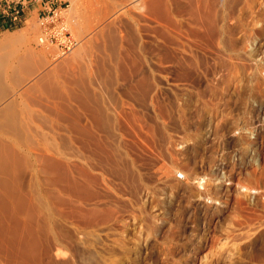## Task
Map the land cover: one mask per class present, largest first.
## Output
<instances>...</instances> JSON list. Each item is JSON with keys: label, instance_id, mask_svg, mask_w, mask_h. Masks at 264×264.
<instances>
[{"label": "rangeland", "instance_id": "1", "mask_svg": "<svg viewBox=\"0 0 264 264\" xmlns=\"http://www.w3.org/2000/svg\"><path fill=\"white\" fill-rule=\"evenodd\" d=\"M65 2L67 55L37 46L36 6L0 38L40 130L19 142L25 189L38 150L65 149L94 179L69 207L105 210L100 264H264V0ZM21 55L36 66L13 86Z\"/></svg>", "mask_w": 264, "mask_h": 264}, {"label": "bare ground", "instance_id": "2", "mask_svg": "<svg viewBox=\"0 0 264 264\" xmlns=\"http://www.w3.org/2000/svg\"><path fill=\"white\" fill-rule=\"evenodd\" d=\"M7 59L9 58L5 59L6 62ZM4 62L0 60V70L2 67L6 68L7 65L5 66L4 64L6 63ZM35 66L36 61L34 57H24V55L22 57L21 55V59H18L17 66H13L12 75L8 77V81L13 86L19 85L23 77L30 73ZM40 79L37 78L36 80L41 82ZM5 81L7 82V78ZM6 82L4 83L0 76V264L102 263L100 262L102 261L100 260V257L103 255L101 253L102 247H100L102 244L99 232H96L99 231V223L101 225V222L104 220L103 217L105 210L103 211L96 206L87 210L85 208L84 210L73 208L78 205L69 207L73 203L72 201L70 204L71 198L78 194L79 189L81 190V188L87 187L94 179L91 178L92 176L89 174H86V170L81 168V166L78 167L74 165L65 152L63 153L64 155L66 154V158L60 153L65 149H62L61 151L59 150L60 152H53L52 154L51 150V155L49 153V155L47 153V155L40 153L39 149V160L36 159V162H39L37 166V168H39L37 173H35L37 175L34 178V182L29 183L25 189L26 186H24L25 181L23 180L22 172L29 155L27 154L28 156L26 158L24 155L26 153L21 152L22 149L21 147L19 148V142L21 139H25L26 141L24 140L25 143H23H28V145H30L31 143L29 142L31 141L29 140L30 137L28 138L25 135L28 133L26 131L29 128L25 130V126L23 125L24 128L22 127L23 123L18 121V111L16 108L18 100H22L23 97L26 98V94L29 93L23 89L24 91L21 90L24 93L22 96V92L19 93L16 89L12 88L13 90L11 91V86L8 87ZM29 85L32 86L34 84ZM29 85L27 86L29 87ZM37 85H39V83ZM31 86L30 88H32ZM42 87H45V90L47 92L49 91V93L52 89H54L53 91H56L54 86L45 85L44 83ZM37 88H39V86ZM31 90L32 89H30V91ZM35 91L36 89H33V93ZM47 95L56 96V93ZM57 96L59 95L57 94ZM53 108H55L54 104L52 109ZM51 111L54 112V110ZM56 111L58 110L55 109V112ZM24 144H22V146H24ZM27 146L25 147L26 149H29V147L32 148L31 145ZM44 149L46 150V148ZM45 150L42 152H45ZM49 151L50 150H48V152ZM34 152L35 151L33 150V153ZM38 152L36 151V154ZM30 154L32 155V153ZM29 161L28 158V163H32V161ZM78 165H80V163ZM246 190L247 189L245 188V191ZM73 218H80L81 221L78 220V222H81L82 224L80 223L81 225H76L77 222L74 221L76 224L71 223L68 226L65 224L66 222L63 223V221ZM102 218L103 220L100 222V219ZM89 235H91V237L95 236L94 238L89 239ZM63 242H65L66 245H64L65 243L63 244ZM59 247L62 249L66 248L69 252L67 253V250L62 252V260L53 258L52 256L53 249H55L57 252L55 257H59V254L62 251ZM65 251L66 253H64ZM103 263H105V261H103Z\"/></svg>", "mask_w": 264, "mask_h": 264}, {"label": "built area", "instance_id": "3", "mask_svg": "<svg viewBox=\"0 0 264 264\" xmlns=\"http://www.w3.org/2000/svg\"><path fill=\"white\" fill-rule=\"evenodd\" d=\"M29 2L39 4L37 17L39 34L37 46L53 48L58 56H65L77 45L67 22V4L61 0H0V22L19 28L24 22V8Z\"/></svg>", "mask_w": 264, "mask_h": 264}, {"label": "crops", "instance_id": "4", "mask_svg": "<svg viewBox=\"0 0 264 264\" xmlns=\"http://www.w3.org/2000/svg\"><path fill=\"white\" fill-rule=\"evenodd\" d=\"M61 1H66V0H61ZM29 6H36L33 8V10L38 9V7L40 6L39 4H34V3H31L29 2L27 5H25V8H24V22L22 23V25L19 27V28H11V27H8L7 23H5L4 21H1L0 22V38L6 34V33H10V32H13V31H17L21 28H23L25 26V23L27 21V19L29 18L28 15L31 11H28L29 10ZM38 14V13H37ZM6 45L4 46L6 52L12 48L11 45L9 43H5ZM4 50V49H3ZM22 127L24 128V126L22 125ZM29 129H27V127L25 126V130L27 129L26 132H37V131H40L39 129H37L36 127L34 126H31L30 127L28 126ZM33 130V131H32Z\"/></svg>", "mask_w": 264, "mask_h": 264}]
</instances>
